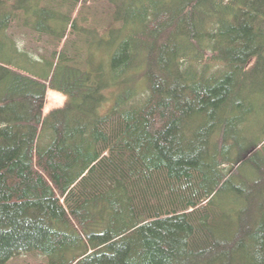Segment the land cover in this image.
I'll return each instance as SVG.
<instances>
[{"label":"trees","instance_id":"obj_1","mask_svg":"<svg viewBox=\"0 0 264 264\" xmlns=\"http://www.w3.org/2000/svg\"><path fill=\"white\" fill-rule=\"evenodd\" d=\"M60 3L0 0V264L264 262V140L249 128L264 0ZM98 19L103 64L68 41L38 60L8 34L22 23L59 47ZM51 92L66 103L47 113Z\"/></svg>","mask_w":264,"mask_h":264},{"label":"rangeland","instance_id":"obj_2","mask_svg":"<svg viewBox=\"0 0 264 264\" xmlns=\"http://www.w3.org/2000/svg\"><path fill=\"white\" fill-rule=\"evenodd\" d=\"M57 4H62L63 0H54ZM32 4V1L28 2ZM105 7L104 3H98L96 11L102 12V9ZM88 12L81 11L75 13V18L79 16L80 19L85 17V14ZM106 20L108 21L107 17ZM101 21L100 19L87 23L85 25L86 31L80 36L76 35L70 37L69 40L63 41L62 46H57L54 42V39L48 36L38 37L36 34H33L28 28L24 27L22 23H16L9 31V37L17 43L18 47L21 50H27L30 52V55L38 60L52 59L53 54L57 50L58 52H62L65 50L64 46L68 41V48H66L69 52L70 57L77 55L82 62L93 63V64H103L106 62V57L108 54V27L107 21ZM83 26L79 24L80 27ZM78 34V33H77ZM16 68H20L28 73L33 75L38 74L37 71L33 69V65L24 61L21 65H15ZM251 92L254 94L252 97L253 105L257 111L255 116H252L251 122L249 125L250 133L253 135L254 142H261L264 140V83L261 85L260 83L253 82L251 86ZM257 92V93H255ZM66 103V98L60 93L51 92L49 93L48 101H47V110L48 113L50 110L60 108L64 106ZM108 107V106H107ZM45 112V113H46ZM46 139L43 147H48L50 141L52 139L51 132H45ZM264 146V143L257 147V150ZM255 149L254 146L247 149V152H251ZM252 163L245 164V173L247 176H254L255 172L252 168ZM251 250H254L252 247ZM8 264H47V259L45 257L39 256L38 254H28V255H20L12 259ZM239 264H264V262L260 261L257 257H255V253L251 252V258L248 261H243Z\"/></svg>","mask_w":264,"mask_h":264},{"label":"water","instance_id":"obj_3","mask_svg":"<svg viewBox=\"0 0 264 264\" xmlns=\"http://www.w3.org/2000/svg\"><path fill=\"white\" fill-rule=\"evenodd\" d=\"M255 150H256V149H253V150L249 153V155L253 154V153L255 152Z\"/></svg>","mask_w":264,"mask_h":264}]
</instances>
